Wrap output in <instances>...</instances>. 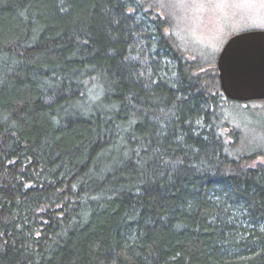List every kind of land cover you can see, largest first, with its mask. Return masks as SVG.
Here are the masks:
<instances>
[{"label": "trees", "instance_id": "obj_1", "mask_svg": "<svg viewBox=\"0 0 264 264\" xmlns=\"http://www.w3.org/2000/svg\"><path fill=\"white\" fill-rule=\"evenodd\" d=\"M159 3L0 0V264H264V145Z\"/></svg>", "mask_w": 264, "mask_h": 264}, {"label": "rangeland", "instance_id": "obj_2", "mask_svg": "<svg viewBox=\"0 0 264 264\" xmlns=\"http://www.w3.org/2000/svg\"><path fill=\"white\" fill-rule=\"evenodd\" d=\"M159 2L160 6L173 14L178 39L185 45L188 41L206 43L209 45L207 53L211 58L216 57L228 36L232 35L230 33L250 27L264 28V0H159ZM225 112L227 117L241 128L247 142L255 145L252 147L264 145V102L234 101Z\"/></svg>", "mask_w": 264, "mask_h": 264}, {"label": "water", "instance_id": "obj_3", "mask_svg": "<svg viewBox=\"0 0 264 264\" xmlns=\"http://www.w3.org/2000/svg\"><path fill=\"white\" fill-rule=\"evenodd\" d=\"M216 65L226 98L242 102L264 99V29L244 30L228 37Z\"/></svg>", "mask_w": 264, "mask_h": 264}]
</instances>
